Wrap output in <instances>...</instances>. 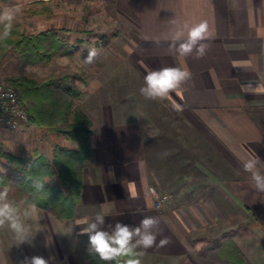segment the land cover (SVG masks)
Returning <instances> with one entry per match:
<instances>
[{
    "label": "crops",
    "instance_id": "obj_1",
    "mask_svg": "<svg viewBox=\"0 0 264 264\" xmlns=\"http://www.w3.org/2000/svg\"><path fill=\"white\" fill-rule=\"evenodd\" d=\"M104 2L113 7V31L53 29L70 35L64 38L71 48L67 57L88 68L77 105L89 120L92 152L73 216L58 219L28 203L49 213V235L39 223L42 248L11 250L10 261L0 247V264H22L33 255L49 264H96L77 221L97 212L105 215L101 227L107 231L117 221L134 227L143 216L158 218L153 247L137 249L141 264H264V193L254 189L242 166L248 157L264 161V0ZM201 20L212 32L203 41L205 54L193 52L181 61L173 47L181 41L173 36L185 21ZM108 30L113 35L102 45ZM92 45L98 56L87 64ZM183 64L191 77L167 98L140 94L146 70ZM245 84L259 88L245 92ZM159 112L168 121L160 128ZM33 129H39L33 152L53 162L64 139L52 133L45 141L44 128L34 123ZM48 181L68 193L56 174ZM150 188L169 196L161 207Z\"/></svg>",
    "mask_w": 264,
    "mask_h": 264
},
{
    "label": "trees",
    "instance_id": "obj_2",
    "mask_svg": "<svg viewBox=\"0 0 264 264\" xmlns=\"http://www.w3.org/2000/svg\"><path fill=\"white\" fill-rule=\"evenodd\" d=\"M0 50L7 58L6 80L25 104L29 120L75 143V147L69 149L55 147L51 163L39 152L21 158L1 151L0 156L6 157L9 165L6 172L0 173V187L9 188L16 199L34 204L58 219H70L81 191L82 169L92 152L89 120L74 102L82 94L75 82L83 78L73 73H51L42 77L28 67L50 64L57 57L70 55L71 48L53 29L29 34L14 20L10 36L0 41ZM55 174L58 181L68 187L67 194L48 181L53 180ZM37 180L44 184L43 189L34 187ZM88 256L96 264H116L102 261L89 251Z\"/></svg>",
    "mask_w": 264,
    "mask_h": 264
},
{
    "label": "clouds",
    "instance_id": "obj_3",
    "mask_svg": "<svg viewBox=\"0 0 264 264\" xmlns=\"http://www.w3.org/2000/svg\"><path fill=\"white\" fill-rule=\"evenodd\" d=\"M20 12V6L0 9V41L10 36L13 22ZM211 37L212 32L206 20L192 23L185 21L173 36L174 41H181L178 46L173 45L174 51L181 61L193 52L198 57L203 56L207 49L203 41ZM97 56L98 50L95 47L89 48L85 62L92 64ZM190 77L191 72L186 64L146 70L144 83L139 92L146 99H165ZM257 88H253L251 84L242 86L245 92L256 91ZM173 107L178 109L179 105H173ZM242 166L244 171L250 174L254 189L264 193V161H261L258 156L248 157L243 159ZM34 187L41 190L44 184L37 180L34 181ZM25 215L30 216L31 213L26 212ZM104 224L105 215L102 212L95 213L94 218L84 217L77 221V225H82L80 234L88 237V251L98 255L99 259L105 262L115 261L116 264H120L123 258V264H141L138 257L142 253L137 249L153 247L157 235L154 229L158 228L159 220L153 216H143L139 225L134 227L117 221L111 231L104 230L101 227ZM5 225L20 243L32 238L29 228L22 222L17 209L8 201L7 188L0 190V227ZM166 242L161 240L160 245ZM22 264H49V260L41 255H33L25 257Z\"/></svg>",
    "mask_w": 264,
    "mask_h": 264
},
{
    "label": "rangeland",
    "instance_id": "obj_4",
    "mask_svg": "<svg viewBox=\"0 0 264 264\" xmlns=\"http://www.w3.org/2000/svg\"><path fill=\"white\" fill-rule=\"evenodd\" d=\"M15 6L21 7V12L17 15L15 21L19 22L21 24V27L29 34L38 33L47 29H54L56 27L65 30V28H76L81 27L82 25H86L87 27L93 28L105 26L106 28H112L113 31V7L112 5L104 2V0H5V2H0V9H3L4 7ZM83 17H85L86 22H83ZM92 17H94V19H92ZM112 35V32L108 30L105 34L106 39H103L101 41V44L104 40L106 41V43L111 40L110 38ZM61 36L62 37H59L65 40L64 38H67L66 36L70 35H67V33L62 32ZM93 42L94 41L92 38L90 43L92 44ZM92 47L93 45L89 48ZM76 62H78L77 57H57L50 64L31 66L28 67V70L34 71L37 75L42 77L47 76L51 73L57 75L65 73H73L78 76H82L83 74L85 75V71L88 69L87 66L81 65V63H78L80 65H77ZM6 66L7 58L5 54H3L0 50V78H4L5 82H7L10 86L15 89V87L6 80L8 73ZM88 67L91 66L88 65ZM95 67H97V65ZM79 81H83L81 77L75 82L80 88ZM85 82L86 81H84L83 83ZM127 88L129 87L125 88L126 91ZM81 92L83 94L82 89ZM82 94L77 100L74 101L76 105L77 101H79L81 99V96H83ZM149 105L153 108L157 107V105L152 102H150ZM77 106L79 107V103ZM163 120L164 119H162V114L161 112H159L156 120V123L157 125H159V128L163 125L164 122L168 123L166 119L165 121ZM29 122V125L19 130L11 129V127L9 125L7 126L6 124H0V152L2 151L21 158L30 157L34 153V139L35 137H37L36 134L37 132H39V129L34 130V123L30 120ZM43 130L46 133V136H44V138H46L44 140L49 141V138L53 136H50V134L54 132H48L45 129ZM162 133V129L156 130L157 136L160 137ZM58 136H61L60 138L64 139L63 141L61 140L62 144L65 145L63 147L67 146L73 148L74 143L71 142L68 137L64 135ZM56 138L58 137L54 136L53 139ZM47 156H51L50 151L47 153ZM7 165H9V162L6 157L0 156V173L7 171ZM2 189H4V187H0V190ZM7 189L8 201L11 202L17 209V212L20 215L22 222L29 228L32 238L27 242L20 243L16 240L13 232L7 227V225H5L4 227H0V247L4 248L5 253L7 254V258L9 251L11 250H14L13 252H15V250L19 251L21 249H24L25 252L28 250L30 251V253H34V250H39L42 248V242L38 236L39 232L41 231L39 223L42 224V230L44 231V233L49 235V222L51 217L49 213L34 209L27 202H23L22 200L16 199L15 195L13 194V191L9 188ZM26 212L31 213V215L26 216ZM8 259L11 261L12 257L10 256Z\"/></svg>",
    "mask_w": 264,
    "mask_h": 264
},
{
    "label": "built area",
    "instance_id": "obj_5",
    "mask_svg": "<svg viewBox=\"0 0 264 264\" xmlns=\"http://www.w3.org/2000/svg\"><path fill=\"white\" fill-rule=\"evenodd\" d=\"M0 124L9 125L11 129L19 130L30 124L27 109L19 99L16 90L0 78ZM150 191L155 195L156 207H161L168 200L167 194H159L154 188Z\"/></svg>",
    "mask_w": 264,
    "mask_h": 264
}]
</instances>
